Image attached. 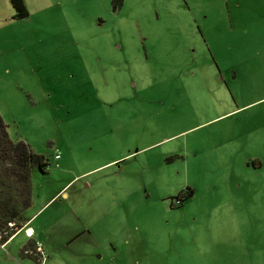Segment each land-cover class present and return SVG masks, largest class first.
I'll return each instance as SVG.
<instances>
[{
    "label": "rangeland",
    "instance_id": "obj_1",
    "mask_svg": "<svg viewBox=\"0 0 264 264\" xmlns=\"http://www.w3.org/2000/svg\"><path fill=\"white\" fill-rule=\"evenodd\" d=\"M24 1L0 116L48 166L0 264H264V0Z\"/></svg>",
    "mask_w": 264,
    "mask_h": 264
},
{
    "label": "trees",
    "instance_id": "obj_2",
    "mask_svg": "<svg viewBox=\"0 0 264 264\" xmlns=\"http://www.w3.org/2000/svg\"><path fill=\"white\" fill-rule=\"evenodd\" d=\"M9 1L14 20H22L29 15L24 0ZM111 2L114 10L120 9L123 4V0ZM56 156L59 159V155ZM47 166V160L33 153L25 142L9 138L7 126L0 116V244L6 243L22 228L21 213L31 205L32 170L45 173ZM38 246L32 252L36 257ZM22 252L29 254L26 250Z\"/></svg>",
    "mask_w": 264,
    "mask_h": 264
},
{
    "label": "crops",
    "instance_id": "obj_3",
    "mask_svg": "<svg viewBox=\"0 0 264 264\" xmlns=\"http://www.w3.org/2000/svg\"><path fill=\"white\" fill-rule=\"evenodd\" d=\"M254 167H256V168H259L260 167V164L258 163V162H256V161H254ZM62 196L63 197H65V194H62ZM30 220H31V218L30 219H28V221H26L25 223H23L22 224V228L21 229H23L24 228V230L23 231H25L26 230V237H28V235H30V234H33V228L28 224L29 222H30ZM20 229V230H21ZM20 230H18V232L20 231ZM17 232V233H18ZM16 233V234H17ZM15 234V235H16ZM14 235V236H15ZM13 236V237H14ZM33 236H34V234H33ZM10 238L6 243H4V244H0V247L2 248L3 246L5 247V246H9L12 242H13V240L16 238V237H14V238ZM40 245V235L38 236V238H37V242H30V243H28V247H29V250H32V251H28V249L26 248V247H23L22 249H21V254L22 255H24V256H31V257H33L36 261H38L39 260V258H38V256L36 257L35 255H32L34 252H35V248H36V245ZM41 248H42V250H43V247L41 246ZM22 250H26V251H28L29 252V254L27 255V254H24L23 252H22ZM33 252V253H32ZM26 253V252H25ZM38 259V260H37Z\"/></svg>",
    "mask_w": 264,
    "mask_h": 264
},
{
    "label": "built area",
    "instance_id": "obj_4",
    "mask_svg": "<svg viewBox=\"0 0 264 264\" xmlns=\"http://www.w3.org/2000/svg\"><path fill=\"white\" fill-rule=\"evenodd\" d=\"M55 159H58V156H56ZM31 236H32V234L28 235V237H31ZM37 252H38V254H37L38 258H42L43 255L45 254L44 251L41 248V245L38 246Z\"/></svg>",
    "mask_w": 264,
    "mask_h": 264
}]
</instances>
